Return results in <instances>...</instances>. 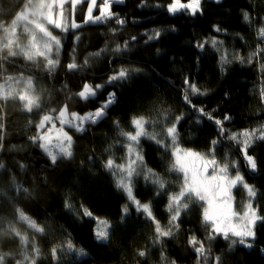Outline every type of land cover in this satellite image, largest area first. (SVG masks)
Listing matches in <instances>:
<instances>
[{"label":"trees","instance_id":"trees-1","mask_svg":"<svg viewBox=\"0 0 264 264\" xmlns=\"http://www.w3.org/2000/svg\"><path fill=\"white\" fill-rule=\"evenodd\" d=\"M141 2L142 0H124L113 4L112 11L126 20V24L115 35L111 31L116 27L114 22L105 25L81 23L80 30L63 34L57 29L55 32L62 40L61 66L54 77L48 78L40 70H33L31 63L26 64L21 57L15 58V67L6 64L8 71L0 75V79H3V76L20 75L23 71L25 77L43 76V79L34 81L37 92L47 89L52 97L48 108H53L59 107L65 100L59 91L62 85L66 83L68 89L78 92L83 83L78 77L64 71L63 66L71 62L73 55L77 63H83L88 53L97 52L106 44L109 45L107 53L89 60L91 68L86 79L92 84H102L114 68L124 66L143 69L123 88L107 87L95 100L87 104L78 102L74 107H70V110L80 113L93 111L104 102L109 92H116V102L110 106L102 121L89 127L85 133L69 132L73 136L74 155L70 160L58 161L54 168L41 151L28 141L30 136L36 134L35 123L39 122V116L22 112L21 105L14 101H9L5 106L6 135L4 150L0 151V161L9 171L3 173V178L8 179L10 175H15L19 183L32 191V197H21L18 207L39 224L52 226L51 232L46 228V234L41 235L33 234L24 224H15L22 235H27L30 241L34 239L41 249L37 264H56L50 257V250L69 236L73 243L83 248L89 256L79 260L73 258L67 264H171L172 260H175L176 264H195L197 257L188 245V239L195 235L203 240L206 236L201 205H195L187 215L182 214L179 232L174 237L164 238L162 245L153 246V225L146 223L143 216H138L134 208L124 222H120L122 206L128 203L127 197L115 188L112 178L101 167V162L112 154L105 153V149L114 143L118 135L113 121L118 120L124 131L132 132L134 129L131 119L134 116L156 119L158 112L165 109L170 111L171 121L175 122V117L183 113L184 119L177 126L180 147L212 159L207 153L211 147L210 141L217 138V129L213 121L207 118H202L199 125L192 123L197 119V115L182 98V82L184 76H187L202 91L208 90L207 95L191 97L192 104L197 108H204L214 119L231 117L229 121L224 122L226 129L238 132L264 123V101L260 97V91L264 89V73L261 72L260 65L255 60L252 64L233 62L222 72L218 64V53L209 45H205L203 51L193 46L205 37L214 36L224 40L225 47L234 49L247 58L257 46V39L255 29L245 24L242 13L247 11L253 16H264V0H222L219 4L213 0H202L203 13L195 17L169 14L166 6L171 0H143L146 7H141ZM22 3L23 0H0V20L11 19ZM156 4L163 7L156 8ZM84 9L85 4L78 7L75 16L77 22L83 21ZM259 23L256 21L255 27H258ZM214 24L227 29V33H216L213 30ZM172 28H175V31L164 32L158 41L144 43L147 39L146 33L150 35L155 29L163 31ZM72 31H76V35L81 37L79 42L75 41ZM237 33L239 36L235 35ZM132 36H136L137 41L130 52L122 57L111 54L112 48L117 44L122 45ZM2 40L3 33L0 32V41ZM20 42L26 43V39L21 36ZM157 49H160L159 53ZM29 120L33 121L32 125H29ZM147 130L151 132L154 129L147 127ZM155 131L160 129L156 128ZM13 145L20 150L9 152L8 149ZM141 145L147 167L162 175L165 180L173 182V186L168 187V194L177 192L183 179L182 174L169 175L166 172L174 158L164 155L162 161L163 153L153 142L144 138H141ZM227 147V143L216 147L215 159L218 163H224ZM93 152L95 155L90 163L88 157ZM112 152L116 157L125 154L118 145ZM228 155L232 160L239 162L240 174L260 194L254 200V205H259V215L264 216V142H256L249 149V155L255 156L257 160L258 171L254 176L249 174L239 152L231 151ZM19 164L26 165V170H21ZM46 165L47 169L42 171ZM230 170L236 173L231 168ZM154 193L152 186H146L142 179L134 189L136 198L142 203L151 201L154 216L162 225L167 226V196H155ZM234 195L238 203L246 198V194L239 188L234 189ZM67 197H71L70 202L77 210L83 203L95 217L106 218L115 225L107 244L101 245L94 240L93 220L85 218L81 222L66 212L64 203ZM8 219L12 220V217L9 216ZM61 226L64 232L59 230ZM255 231V240L249 238L253 247L237 245L230 254L224 255L226 264H264V223L258 222ZM205 246L208 247L207 244ZM142 249H149L146 257L137 255ZM211 249L213 255H219L222 250H227V242L219 237L211 244ZM4 251L21 252L19 238L6 242ZM161 252L166 257L164 261L161 260ZM16 258L22 259V256L17 255ZM7 264H14V260L9 259Z\"/></svg>","mask_w":264,"mask_h":264},{"label":"snow or ice","instance_id":"snow-or-ice-1","mask_svg":"<svg viewBox=\"0 0 264 264\" xmlns=\"http://www.w3.org/2000/svg\"><path fill=\"white\" fill-rule=\"evenodd\" d=\"M120 2L122 0H100L99 4L97 0H23L22 6L11 19L0 20V32L3 33V40L0 41V75L8 71L5 67L6 64L15 67V58L21 57L26 64L31 63L33 70H40L48 78L54 77L61 66L62 40L60 36L53 34V30L59 29L62 34L71 30H80L82 24L77 23L75 19L77 8L87 3L83 24L105 25L114 22L116 27L111 31L115 35L126 24L125 19L112 11L113 4ZM213 2L219 4L222 0H213ZM66 4H70V7L66 8ZM140 6L146 7L147 5L142 0ZM154 7L163 6L156 4ZM96 9H98V14L94 15ZM166 11L173 15L195 17L197 14L203 13L202 0H187L186 3L182 0H171L166 6ZM242 16L245 24L255 29L257 39V46L248 54L247 58L241 56L238 51L225 47L224 40L214 36L205 37L193 46L203 51L205 45H209L218 53V64L222 72L233 62L252 64L255 60L260 65L261 72L264 73V46H262L264 45V16H253L247 11H244ZM256 21L260 22L258 27H255ZM213 30L218 34L227 33V29L222 28L219 24H214ZM76 31H72V35L75 37V41L79 42L81 37L76 35ZM167 31H175V28L163 31L152 30L150 35L146 33L147 39L144 43L158 41ZM235 35L239 36L238 33ZM21 36L26 39V43L20 42ZM136 41V36L130 37L122 45L117 44L115 48H112L111 54L117 57L124 56L132 50ZM108 51L109 45L106 44L99 51L88 53L83 63H77L73 55L71 62L63 66L67 74L78 77L83 83L78 92H72L66 83L62 85L59 91L64 95L65 100L59 107L48 108V104L52 103V97L47 89L37 92L34 81L43 79V76L25 77L23 71L18 76L11 74L3 76V82L0 83V151L4 150L6 135L5 106L9 101H14L21 105L22 112L39 116V122L35 123L36 134L28 138L29 143L41 151L43 157L50 162L53 168L58 161L70 160L74 155V141L69 132L85 133L89 127L102 121L110 106L116 102V92H109L104 102L93 111L81 114L71 111L70 107H74L78 102L87 104V102L95 100L107 87L123 88L136 74L143 71L141 68L121 66L112 69L111 74L102 84L87 82L86 77L91 68L89 60L99 58ZM156 51L159 53L160 49ZM21 84L23 87H17ZM182 94L185 104L197 115V119L192 123L199 125L202 118H207L209 121H213L216 126L217 138L210 141L211 147L207 153L213 157L212 159H207L201 153L181 148L177 126L184 119V114L176 116L175 122H172L170 111L161 109L156 119H147L145 116L132 117L131 126L134 129L132 132L124 131L118 120L113 121L118 135L114 143L105 149V153L112 154L101 162V167L112 178L115 188L127 197L128 203L123 205L121 210V223L134 208L138 216H143L146 223L153 225V246L162 245L164 238L174 237L179 232L182 214L187 215L195 205L199 204L203 207L202 224L207 233L203 240L198 239L195 235L188 239V245L197 257L195 264H226L223 259L224 255L230 254L237 245L253 247L247 238H252L254 241L255 226L258 222L264 223V216L259 215V205L253 206L254 200L260 194L253 185L245 181L239 171V162L232 160L228 153L239 152L242 155L244 166L248 169L249 174L254 176L258 171L257 160L255 156L249 155V149L256 142H264V123L250 130L245 128L238 132H232L224 127V122L229 121L231 117L225 116L223 120H217L211 113L205 112L204 108H197L192 104L191 97L207 95V89L202 91L196 83L184 76ZM260 97L264 101V89H261ZM41 113L43 114L41 115ZM28 123L32 125L33 121L29 120ZM147 127H152L154 130L149 132ZM156 128H159L160 131H155ZM141 138L151 141L157 146L158 150L163 153L162 161L164 155L174 158L170 161L166 172L169 175L172 173L182 174L183 179L178 185L177 192L168 194V187L173 186V182L165 180L162 175L147 167ZM225 143L228 144V147L224 163L220 165L215 159V149L218 146H224ZM117 145L125 153L121 157H116L112 152V149ZM18 150L20 149L15 145L8 149L9 152ZM94 155L93 152L88 157L90 163L93 161ZM118 160L121 162L118 163ZM18 167L21 170L27 168L24 164H19ZM47 167L46 165L42 171ZM210 167L213 170L211 176L207 175ZM230 168L236 172L235 176L229 175ZM8 171L6 165L0 161V264H7L9 259L14 260V264H37V260L41 256V249L34 239L30 241L27 235H22L15 224H24L33 234L41 235L46 234V228L48 232H51L52 226L39 224L18 207L21 197H32L33 192L19 183L15 175L4 179L3 173ZM177 178L179 179V175ZM141 179L146 186H152L155 196H167L166 210L169 213L167 226L162 225L154 216L151 201L142 203L136 198L134 189ZM234 188H239L240 191L246 193L247 203L241 202L242 213L234 210V197L232 196ZM70 201L71 197L65 199L66 212L81 222L85 218L93 220L95 222L94 240L101 245L107 244L115 230V225L106 218L95 217L83 203L77 210ZM9 216L12 217V220L8 219ZM6 224L7 227H5ZM59 230L65 231L62 226ZM219 237L227 242V250H222L219 255H213L211 244ZM16 238H19V246L22 251L19 253L4 251L5 243ZM206 244L208 247L205 246ZM29 248H31V253H29ZM148 253L149 249H142L137 252V255L146 257ZM17 255L22 256V259H17ZM87 256L89 254L83 248L77 247L70 236L50 250V257L56 261V264H67L73 258L79 260ZM161 260H166L163 252H161ZM171 264H176V261L172 260Z\"/></svg>","mask_w":264,"mask_h":264},{"label":"rangeland","instance_id":"rangeland-1","mask_svg":"<svg viewBox=\"0 0 264 264\" xmlns=\"http://www.w3.org/2000/svg\"><path fill=\"white\" fill-rule=\"evenodd\" d=\"M122 1H124V0H122ZM97 2H98V4L100 3V0H97ZM182 2H187V0H182ZM65 7L66 8H68V7H70V4H66L65 5ZM79 7V6H78ZM78 9V8H77ZM86 10H87V3H85V9H84V15H86ZM98 14V9H96V10H94V15H97ZM75 19H76V17H75ZM76 22H77V19H76ZM77 23H83V21L82 22H80V21H78ZM57 29H55V30H53V34L54 35H57L58 36V34L55 32ZM18 31H19V29H18ZM14 76H18V75H14ZM3 82V79H0V83H2ZM17 87H23V84H21V85H18ZM71 111H73V110H71ZM85 112H87V111H85ZM84 112H82L81 114H83ZM57 126H59V125H57ZM258 126V125H257ZM183 148V147H182ZM183 149H187V148H183ZM187 150H190V149H187ZM193 152H195V151H193ZM206 156V155H205ZM206 158L207 159H211L209 156H206ZM218 164H220V165H222L223 163H218ZM212 168L210 167L209 169H208V173H207V175H209V176H211V174H212ZM229 175L230 176H235L236 175V173H232L231 172V170H229ZM250 184V183H249ZM251 185V184H250ZM235 189V188H234ZM234 189L232 190V196L234 197V204H233V206H234V210L235 211H237V212H240V213H242L243 212V208L241 207V202H237L236 201V195H234ZM244 194H246L245 192H244ZM243 203H247V199L245 198L243 201H242ZM253 206L254 207H256L255 205H254V202H253ZM103 219V218H102ZM247 240H248V242H249V238H247Z\"/></svg>","mask_w":264,"mask_h":264}]
</instances>
